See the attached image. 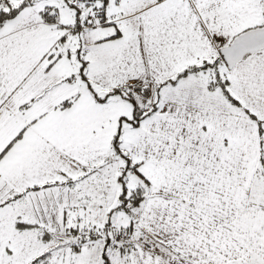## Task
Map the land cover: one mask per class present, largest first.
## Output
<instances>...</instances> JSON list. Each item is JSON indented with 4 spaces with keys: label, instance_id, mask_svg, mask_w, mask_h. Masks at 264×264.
Instances as JSON below:
<instances>
[{
    "label": "snow or ice",
    "instance_id": "obj_1",
    "mask_svg": "<svg viewBox=\"0 0 264 264\" xmlns=\"http://www.w3.org/2000/svg\"><path fill=\"white\" fill-rule=\"evenodd\" d=\"M0 264H264V0H0Z\"/></svg>",
    "mask_w": 264,
    "mask_h": 264
}]
</instances>
